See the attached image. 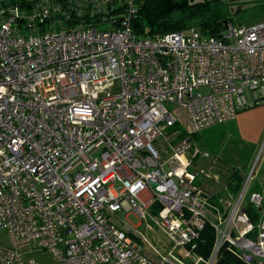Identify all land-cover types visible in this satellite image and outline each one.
Masks as SVG:
<instances>
[{"label": "built area", "instance_id": "obj_1", "mask_svg": "<svg viewBox=\"0 0 264 264\" xmlns=\"http://www.w3.org/2000/svg\"><path fill=\"white\" fill-rule=\"evenodd\" d=\"M137 14V0H0V264H217L222 248L264 264L255 166L238 193H213L193 143L261 103L264 21L151 36Z\"/></svg>", "mask_w": 264, "mask_h": 264}, {"label": "rangeland", "instance_id": "obj_2", "mask_svg": "<svg viewBox=\"0 0 264 264\" xmlns=\"http://www.w3.org/2000/svg\"><path fill=\"white\" fill-rule=\"evenodd\" d=\"M223 5L220 10L225 15L228 14L232 17L235 25L238 19L243 22H249L256 18L258 14L264 12L263 8L260 7L254 0H222ZM119 91L118 85H116L112 92ZM230 130L234 132L231 124L228 122L217 125L213 128L204 130L193 136L194 146L208 152L209 157L201 156L194 160V167L198 170L213 171V174L218 175L220 180L219 184L214 182L205 181L207 184V189L210 191H219L221 188L228 184L229 176L231 172L235 169H242L241 174H249L251 168L255 166V175L252 182V187L261 185L264 186V151L263 149L253 148L251 145L239 144L236 139H229L228 132ZM214 161V162H213ZM200 182V178L197 180ZM264 188V187H263ZM253 189V188H252ZM256 191V190H255ZM227 192H223L221 197H227ZM249 196V193L247 194ZM121 213L119 217L122 218ZM253 224L258 222V218H252ZM128 221L134 226H139V231L141 234L148 238L150 241L155 240H165L160 231H157L156 221L152 216H148L147 220L142 222L135 214H131L128 217ZM151 226L156 229V233L152 234L147 226ZM0 246L4 248H10V238L5 230L0 229ZM25 260L34 259L41 264H59L54 257L49 253H35L29 257H24Z\"/></svg>", "mask_w": 264, "mask_h": 264}, {"label": "trees", "instance_id": "obj_3", "mask_svg": "<svg viewBox=\"0 0 264 264\" xmlns=\"http://www.w3.org/2000/svg\"><path fill=\"white\" fill-rule=\"evenodd\" d=\"M138 14L133 22L135 31L142 35H157L199 29L205 35L219 38L233 23V18L222 13V0H137ZM255 148V147H253ZM242 174L233 170L227 190L233 194L240 191ZM255 218L253 211H249ZM215 243L211 227H206L198 242L196 254L209 258ZM217 264H240L225 248L221 249Z\"/></svg>", "mask_w": 264, "mask_h": 264}, {"label": "crops", "instance_id": "obj_4", "mask_svg": "<svg viewBox=\"0 0 264 264\" xmlns=\"http://www.w3.org/2000/svg\"><path fill=\"white\" fill-rule=\"evenodd\" d=\"M260 7L264 10V0H254ZM233 23L236 22L232 20ZM264 21V12L258 14L255 19L243 22L238 19V25H250ZM231 124L234 132H228L229 139H236L237 142L245 145H251L258 149H263L264 151V94L262 96V101L260 104L255 105L254 107L247 108L240 111L236 118L228 122ZM264 184V183H263ZM264 186H253V190L261 192ZM213 192V191H212ZM219 192L214 191L213 193Z\"/></svg>", "mask_w": 264, "mask_h": 264}]
</instances>
